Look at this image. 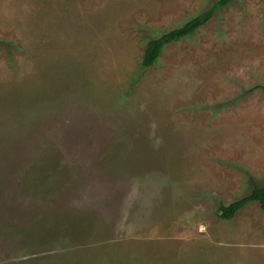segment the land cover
Masks as SVG:
<instances>
[{
  "label": "rangeland",
  "instance_id": "obj_1",
  "mask_svg": "<svg viewBox=\"0 0 264 264\" xmlns=\"http://www.w3.org/2000/svg\"><path fill=\"white\" fill-rule=\"evenodd\" d=\"M218 1L0 0V264H264V0L142 67Z\"/></svg>",
  "mask_w": 264,
  "mask_h": 264
},
{
  "label": "trees",
  "instance_id": "obj_2",
  "mask_svg": "<svg viewBox=\"0 0 264 264\" xmlns=\"http://www.w3.org/2000/svg\"><path fill=\"white\" fill-rule=\"evenodd\" d=\"M232 2L233 0H220L215 2L213 7H211L208 11L191 19L180 28L166 32L159 38L152 39L147 42L142 67L144 69L152 67L156 64L166 46L177 43L194 35L198 30L207 25L208 22L218 13V11L229 6ZM262 88L264 89L263 86ZM249 202L258 203L261 210L264 212V186H258L254 183V187L250 195L243 197L230 205L220 204L217 214L221 220L231 221Z\"/></svg>",
  "mask_w": 264,
  "mask_h": 264
},
{
  "label": "crops",
  "instance_id": "obj_3",
  "mask_svg": "<svg viewBox=\"0 0 264 264\" xmlns=\"http://www.w3.org/2000/svg\"><path fill=\"white\" fill-rule=\"evenodd\" d=\"M133 259H135V257L132 256Z\"/></svg>",
  "mask_w": 264,
  "mask_h": 264
}]
</instances>
